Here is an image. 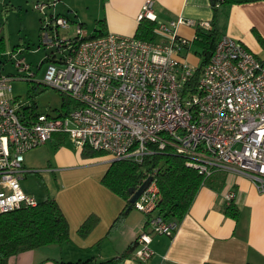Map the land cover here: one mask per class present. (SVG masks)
<instances>
[{"label": "built area", "instance_id": "1", "mask_svg": "<svg viewBox=\"0 0 264 264\" xmlns=\"http://www.w3.org/2000/svg\"><path fill=\"white\" fill-rule=\"evenodd\" d=\"M57 1L34 4L44 14L40 35L45 68L39 83L68 97L73 107L56 116L27 114L11 84L36 82L42 60L34 70L23 48L9 52L16 73L0 74V214L37 205V197L21 186L30 172L24 157L54 134H66L78 149L101 150L110 161L141 162L171 147L185 154L187 164L204 178L215 171L236 172L264 193V60L243 42L221 35L191 86L197 65L180 54L193 40L177 30L181 25L209 29L208 21L159 19L154 1L145 0L138 19L155 21V40L112 32L82 39L85 33L77 24L72 43V36L61 33L71 21L54 12ZM233 195L228 192L224 201ZM159 198L152 181L133 202L146 216L132 251L139 262L153 254V235L172 236L178 227L157 213Z\"/></svg>", "mask_w": 264, "mask_h": 264}, {"label": "crops", "instance_id": "2", "mask_svg": "<svg viewBox=\"0 0 264 264\" xmlns=\"http://www.w3.org/2000/svg\"><path fill=\"white\" fill-rule=\"evenodd\" d=\"M153 1V11L159 19L182 16L196 23H211L213 18L212 0ZM79 2L58 0L53 10L76 18L86 34L89 28L94 30L97 19L103 18L105 32L132 36L145 0H96L90 18L80 10ZM219 25L223 35L243 42L264 60V0L223 8ZM195 29L196 25H181L177 32L193 40ZM180 56L198 65L199 57L192 51V42L190 49L182 51ZM61 140L63 144H58ZM48 144L54 147L49 157ZM39 148L43 149L42 153H38ZM79 150L65 134H54L46 144L25 154L24 165L30 172L41 168L39 173L43 177L47 173L51 181L52 173L57 171L59 178L55 176L53 181L58 184L59 180L61 186L51 194L68 220L70 240L14 254L7 264H55L53 259L71 261L90 256L105 260L125 250L145 228V217L130 212L118 230L107 234L125 201L100 181L109 166V156L83 158ZM230 191L240 212L237 220L223 212L224 195ZM90 214L100 220L82 237L77 230ZM150 246L153 254L145 262L128 256L120 264H264V193L258 192L246 176L225 172L222 184L217 181L213 187L199 189L172 236L155 234Z\"/></svg>", "mask_w": 264, "mask_h": 264}, {"label": "trees", "instance_id": "3", "mask_svg": "<svg viewBox=\"0 0 264 264\" xmlns=\"http://www.w3.org/2000/svg\"><path fill=\"white\" fill-rule=\"evenodd\" d=\"M254 1L259 0H212L213 18L210 23L211 28L204 29L196 26L195 37L192 41L194 46L192 51L199 57V62L191 78V86L196 83L203 67L210 60L219 38L223 35L219 25L220 11L234 4ZM57 14L66 16L70 21L74 20L68 14ZM40 18H43V16L41 15ZM77 24L82 25L81 23ZM95 24L94 32L92 34L85 33L81 36L82 39L97 37L105 33V19H97ZM42 26L40 19V29ZM154 27L155 21L146 18L141 19L138 21L134 36L145 40H155ZM70 41L73 43L76 39L72 36ZM17 48V46H14L12 51ZM7 50L5 38L0 34V54L6 53ZM9 52L7 54L9 58L5 56V60L1 59L0 63L4 64L5 61L10 60L13 69H15ZM41 60V64H43L44 56ZM41 64L39 63L37 66ZM3 71L4 67L0 66V74L11 75L10 73H3ZM64 101L67 108L71 100L66 97ZM23 109L31 116H35L40 112L35 101L31 104H23ZM58 144H63V141H59ZM79 152L83 158L107 155L105 152L89 146L82 147ZM32 172L40 174L38 170H32ZM150 175L153 176V181L160 194L157 213L168 221L176 222L177 225L181 223L187 214L191 203L202 186L213 187L217 181L222 184L225 180V171H215L211 176L204 178L198 170L187 164L185 154L178 153L171 147L162 152L149 154L141 162L129 159L110 161L100 181L120 196L125 201V205L112 221L107 234L118 230L133 208V203H129V189L139 187ZM213 176L215 177L214 182L211 180ZM223 212L226 216L235 220L240 215L239 209L233 201H225ZM99 220L100 218L95 214L88 215L79 226L78 234L86 237L98 224ZM69 240L68 220L56 199L50 194L45 195L42 199L37 197L36 206H22L0 214V264H7V259L14 254L50 244L60 245ZM135 245L136 239L131 241L121 253L105 260H98L97 256H90L71 261L56 259H53V261L55 264H120L126 257L132 256Z\"/></svg>", "mask_w": 264, "mask_h": 264}, {"label": "rangeland", "instance_id": "4", "mask_svg": "<svg viewBox=\"0 0 264 264\" xmlns=\"http://www.w3.org/2000/svg\"><path fill=\"white\" fill-rule=\"evenodd\" d=\"M36 1L37 0H0V34L4 36L8 49L6 53L0 54V60H5V56L6 58H9L7 55L8 52L10 50L12 51L14 46H17L23 48V51L21 52L22 55H24L26 61L30 63L32 68L37 70V65L40 63L41 58L44 55L40 35V17L44 14L34 8ZM87 5H89V8H87ZM95 5L96 0H81V2H79L80 10L88 15L89 18L94 11ZM59 8L62 9V6L60 5ZM77 23L79 22L74 18V20H71L69 28L62 30L61 33L67 34L68 36H74ZM88 31L89 34L94 32L93 28H89ZM192 48H194L193 45ZM0 66L4 67L3 73H16L10 60L5 61L4 64L0 63ZM44 68L45 64L37 70L38 73L35 77L36 82H28L25 80L12 81V95L18 98V101L24 105L31 104L35 101L38 111L56 116L58 112H64L66 110V104L64 101V98L66 97L57 92V90L39 83L42 79ZM69 104L72 108L73 103ZM55 136L57 137L58 135ZM48 146V151L47 149L46 151L49 157L53 152L52 148L54 147L49 144ZM37 150L38 153H42L40 150L43 149L39 148ZM34 169L40 171L41 168ZM56 172H51L53 179L54 176L59 178ZM46 174L47 173H44L43 177V174L27 172L21 179V186L24 191L34 194L39 199H42L47 194L52 195L51 193L55 191V189H58V187L61 186V183L59 180H57L58 184L55 183L53 179L50 181ZM211 180L214 182L215 177L213 176ZM233 199L230 201H233ZM131 214L138 215L139 217H146L143 211L134 207L131 210Z\"/></svg>", "mask_w": 264, "mask_h": 264}, {"label": "water", "instance_id": "5", "mask_svg": "<svg viewBox=\"0 0 264 264\" xmlns=\"http://www.w3.org/2000/svg\"><path fill=\"white\" fill-rule=\"evenodd\" d=\"M153 181V176H148L140 185L139 187L135 188L132 187L129 189L130 198L129 203L132 204L136 201V199L143 193V191L148 187V185Z\"/></svg>", "mask_w": 264, "mask_h": 264}]
</instances>
